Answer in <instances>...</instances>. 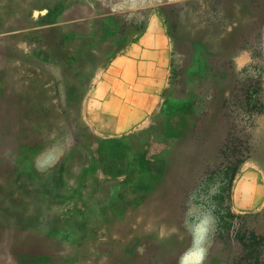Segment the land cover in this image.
Here are the masks:
<instances>
[{
    "label": "rangeland",
    "instance_id": "374dc122",
    "mask_svg": "<svg viewBox=\"0 0 264 264\" xmlns=\"http://www.w3.org/2000/svg\"><path fill=\"white\" fill-rule=\"evenodd\" d=\"M7 4L25 25L0 26V101L14 117L24 85L38 121L19 140V121L0 120V208L12 229L0 233V264H19L26 239L60 264L237 262L242 246L218 238L213 211L222 196L246 217L237 226L263 231L264 209L236 205L249 192L241 176L264 160V0ZM149 20L171 56L161 85L140 86L135 46ZM132 102L142 115L128 116Z\"/></svg>",
    "mask_w": 264,
    "mask_h": 264
},
{
    "label": "crops",
    "instance_id": "0c3cea01",
    "mask_svg": "<svg viewBox=\"0 0 264 264\" xmlns=\"http://www.w3.org/2000/svg\"><path fill=\"white\" fill-rule=\"evenodd\" d=\"M153 20L146 23L145 33L142 34L135 46V77L137 85H157L163 83L164 75H166V65L171 56V48L165 38L162 30L148 29ZM151 33V34H150ZM155 34V35H154ZM161 34V35H160ZM149 36H153L150 40ZM166 78V77H165ZM168 78V77H167ZM139 91H144L138 88ZM143 108L132 102L127 105L128 116L137 117L142 115ZM104 116L114 117L115 115L103 114ZM117 129V124L112 130ZM264 129V121L261 125ZM260 134V129L259 132ZM264 133L261 131V134ZM264 151V143L260 146ZM264 158V156H262ZM248 171V170H247ZM246 182L249 192L244 195L242 202L236 205L239 212L252 213L264 209V160L256 161L255 170L249 169L241 176L240 182Z\"/></svg>",
    "mask_w": 264,
    "mask_h": 264
},
{
    "label": "bare ground",
    "instance_id": "6f19581e",
    "mask_svg": "<svg viewBox=\"0 0 264 264\" xmlns=\"http://www.w3.org/2000/svg\"><path fill=\"white\" fill-rule=\"evenodd\" d=\"M14 9H16L17 14L23 11V5L26 3L20 4V3H13ZM44 4V3H43ZM25 6L29 7L28 4ZM11 10V9H10ZM21 10V11H20ZM29 22V21H28ZM31 23V22H30ZM25 25L24 22L20 23L19 21H15V17H10L9 15V6L7 4V0L4 3L0 4V26L6 27L4 29L13 30L16 28H20V25ZM7 29V30H8ZM154 29V28H153ZM157 29V27H156ZM158 30V29H157ZM161 35V34H160ZM194 46L201 50V46L195 42H193ZM1 47V46H0ZM4 49L0 48L1 52V58H0V72L1 69L6 72V60H7V55L9 51H7V48L3 46ZM196 49V50H197ZM202 51V50H201ZM191 54V53H190ZM194 55V54H193ZM202 55V54H201ZM199 55L197 57V65H203L206 63L205 57H202ZM41 56L44 57H50L52 59V54H50L47 51H43L41 53ZM47 59V58H46ZM191 60V59H190ZM190 62V61H189ZM204 66V65H203ZM194 72V71H193ZM198 72V71H197ZM200 72V71H199ZM4 73V72H3ZM6 80H8L10 84V79L11 77L8 76L7 74L5 75ZM2 95V94H0ZM13 97V96H12ZM35 94H29L26 87L22 85V91L18 95V102L14 104V108H16L15 115L14 117L10 115L9 113V108L8 105H6L4 102L0 101V120L3 118H8V119H17L20 123V128L16 132V136L19 140H23L25 137V132L24 129L27 127L26 125L35 123L38 121V115L36 114L35 110L33 109V102L32 99H34ZM5 98V97H4ZM3 98V99H4ZM9 98V97H8ZM7 102V101H6ZM15 102V101H14ZM40 113V112H39ZM214 116V115H213ZM214 118V117H213ZM28 132V131H27ZM34 134V133H33ZM31 134L28 136V138L34 139L35 135ZM37 134V133H36ZM2 152V151H1ZM1 156V155H0ZM123 156V155H122ZM13 157V156H12ZM114 162V161H113ZM2 163V162H1ZM114 165V164H113ZM15 166V165H14ZM112 167V166H111ZM163 168V167H162ZM105 170V169H104ZM0 171H1V164H0ZM115 172V170H114ZM119 172V171H118ZM186 172V170H185ZM121 173V172H119ZM32 174V173H31ZM37 174V173H36ZM158 174V173H157ZM8 176V175H7ZM6 177V176H5ZM35 177V176H34ZM155 177V176H154ZM13 178V177H12ZM15 180V179H13ZM158 182V181H157ZM157 185V184H156ZM3 196L6 198V193L2 192L0 190V200L3 198ZM12 197V196H11ZM166 201V200H165ZM3 202V201H2ZM19 202V201H18ZM11 203V201H10ZM5 204V203H4ZM9 204V203H8ZM14 212V210L12 211ZM17 216V215H16ZM48 219V218H47ZM21 220V218H20ZM10 220L8 217V213L5 214L4 210L0 208V233L2 234L3 237L5 238H11L12 237V229L10 228L9 224ZM17 223V222H16ZM33 223V222H32ZM38 226V225H37ZM55 234V233H54ZM46 235V234H45ZM47 236V235H46ZM29 238V237H28ZM43 240V239H42ZM41 240V241H42ZM6 241V239H5ZM23 242V241H22ZM58 243V242H57ZM17 250H18V257L19 259V264H60L59 261L54 257L52 254V250L49 244L47 243H35L31 240H25L23 243L18 242L17 243ZM16 248V247H14ZM14 250V249H13ZM15 251V250H14ZM57 251V250H56ZM108 251V250H107ZM112 252V250H111ZM111 254V253H110ZM116 259V258H115ZM66 261V260H65ZM111 261V260H110ZM68 262V261H67Z\"/></svg>",
    "mask_w": 264,
    "mask_h": 264
},
{
    "label": "trees",
    "instance_id": "16d2710c",
    "mask_svg": "<svg viewBox=\"0 0 264 264\" xmlns=\"http://www.w3.org/2000/svg\"><path fill=\"white\" fill-rule=\"evenodd\" d=\"M242 162L243 161L241 160H237L236 165H234V168L232 169V178L236 175V172ZM216 199L217 201L213 211V225L215 227V233L220 239L225 235L231 237L233 233L234 237L237 238L236 240L242 246V251L240 252L238 261L235 262L232 260V264H264V228L262 233L257 235L255 232L249 231V228L245 225L237 226L235 222L238 220L245 221L246 217L233 214L229 205H227L228 202H226L225 198L222 196H217ZM226 240L227 241L225 242L229 243H233L232 241H234L231 240V238L230 241L228 238ZM195 263L205 264V257H202Z\"/></svg>",
    "mask_w": 264,
    "mask_h": 264
}]
</instances>
